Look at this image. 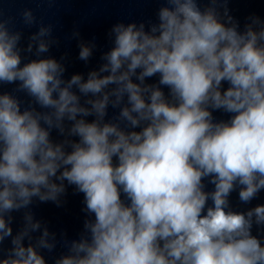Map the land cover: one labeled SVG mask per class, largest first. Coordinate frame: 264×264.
Returning <instances> with one entry per match:
<instances>
[{"label": "clouds", "instance_id": "clouds-1", "mask_svg": "<svg viewBox=\"0 0 264 264\" xmlns=\"http://www.w3.org/2000/svg\"><path fill=\"white\" fill-rule=\"evenodd\" d=\"M147 2L155 21L115 23L99 67L67 79L66 56L45 55L54 26L23 9L24 45L0 7V264H47L58 244L54 264H264V204L230 203L264 191V19L241 28L231 0ZM72 38L87 64L95 41ZM67 186L85 219L58 240L32 206L62 207Z\"/></svg>", "mask_w": 264, "mask_h": 264}, {"label": "water", "instance_id": "water-1", "mask_svg": "<svg viewBox=\"0 0 264 264\" xmlns=\"http://www.w3.org/2000/svg\"><path fill=\"white\" fill-rule=\"evenodd\" d=\"M160 6L159 3L147 2V0H56L52 4L39 2V0H0V7L4 10L5 18L14 17L15 29L23 31L22 44L24 45L27 43V37L37 30V26L32 28L23 26L20 19L23 9H32L38 21L42 20L44 24L54 26L53 35L58 38L59 44L54 45L45 55L57 60L66 56L64 61L67 68L66 79L76 73L84 74L86 78L90 70L99 67L102 63L101 54L112 47L108 36L112 25L117 22L127 24L132 21L137 23L148 20L155 21L156 11ZM228 7L231 10V15L240 22L241 28L250 15L255 14L264 19V0H231ZM74 30L80 32L82 40H94L97 45L93 57L87 64L78 59L79 41L72 38ZM155 79L152 78L148 82H155ZM14 87V85H6L4 90L11 91ZM164 90L167 92V89ZM22 98L24 97L22 96ZM112 114V110L109 109V116ZM214 116L217 119H228L227 114L219 111L214 112ZM53 138L60 139L55 132H53ZM212 188L213 186L208 184L206 190L210 191ZM62 199L65 201L62 207H57L52 202L40 203L37 201L33 204L32 211L36 219L44 222L51 232L57 234L58 240L61 233H66L69 240L78 239L85 219V213L82 211L84 207L83 194L75 193L74 186H67L66 195ZM230 203L234 210L246 211L258 204H264V191H261L259 196L247 205L239 202L238 190L234 191L230 196ZM13 216L15 219L12 227L15 234L22 226V213H13ZM253 232L256 234L255 229ZM4 247H10L9 240L5 241ZM66 252L67 249L58 244L54 252L43 251L42 254L45 256L47 264H54V259Z\"/></svg>", "mask_w": 264, "mask_h": 264}]
</instances>
